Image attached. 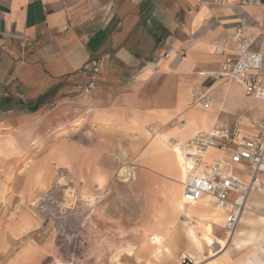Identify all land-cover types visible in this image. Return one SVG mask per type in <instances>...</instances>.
I'll return each mask as SVG.
<instances>
[{"label": "crops", "instance_id": "crops-1", "mask_svg": "<svg viewBox=\"0 0 264 264\" xmlns=\"http://www.w3.org/2000/svg\"><path fill=\"white\" fill-rule=\"evenodd\" d=\"M240 25L264 52V0H0V140L32 145L38 131L70 130L47 155L48 173L69 176L94 160L87 147L121 139L139 146L143 186L154 193L148 178L162 191L169 175L158 157L150 160L157 167L140 161L146 140L134 129L157 131L162 144L159 133L187 140L235 114L263 120L255 115L259 96L215 77L223 56L214 47ZM194 87L208 94V106ZM261 175L256 192L264 194Z\"/></svg>", "mask_w": 264, "mask_h": 264}, {"label": "rangeland", "instance_id": "rangeland-1", "mask_svg": "<svg viewBox=\"0 0 264 264\" xmlns=\"http://www.w3.org/2000/svg\"><path fill=\"white\" fill-rule=\"evenodd\" d=\"M260 78L263 94L259 96L261 100L255 108V115L264 120L259 116L264 112V70ZM1 130L6 129L1 126ZM134 130L146 140L140 161L153 166L156 162L153 160L158 157L163 171L169 175L171 182L165 189L162 187V191L148 178L145 181L153 184L155 193L143 186L144 176L135 172L139 146L121 145V139L117 144L113 140L107 145L102 142L87 147L88 157L94 160L87 161L82 169L76 168L69 176L62 168H57L54 175L48 173V166L51 167L47 155H52L56 147V144L51 145L53 142L70 139V130L38 131L37 141L32 145L14 147L11 136L0 140V264H59V261L64 264H179L182 254L195 255L196 251L184 233V217L171 205L170 195L176 180L174 172L167 169L170 146L160 140L162 144H157V131L154 135L145 127ZM28 135L30 132H26L24 138ZM15 138L18 143L24 142L23 138ZM168 138L175 141L170 136ZM64 159L60 153V163L64 168H70ZM26 162L28 165L25 166ZM140 166L144 167L143 164ZM120 168L129 169V174L118 176ZM237 171L241 176L247 174L241 169ZM70 187L72 191L66 193ZM256 190L249 200L252 209L245 212L252 217L264 214V194ZM69 194L72 199L68 204ZM254 201H260L262 205L255 206ZM100 212L104 216L100 217ZM24 217L30 220L25 231L22 230ZM242 224L239 222L236 229L243 227ZM153 233L165 235L168 243V249H163L157 259L151 256L154 244L150 237ZM214 233L226 238L227 246L222 249L218 244L209 246L203 242L201 252L195 255L200 264H205L206 260L211 264H237L247 257H250L249 263H257L258 258L264 263V254L254 258L250 246L236 248L222 222L215 226ZM125 243L132 244L134 250L129 256L121 253L116 261L112 258L113 246Z\"/></svg>", "mask_w": 264, "mask_h": 264}, {"label": "built area", "instance_id": "built-area-1", "mask_svg": "<svg viewBox=\"0 0 264 264\" xmlns=\"http://www.w3.org/2000/svg\"><path fill=\"white\" fill-rule=\"evenodd\" d=\"M253 41L244 25L218 41L214 52L222 55L223 61L215 77L234 79L243 87L245 96L261 97L264 52L256 50ZM193 92L208 106V94L200 93L197 87ZM178 148L184 170L181 185L185 204L209 199L223 212L224 228L234 230L246 210L255 182L264 173V120L235 114L229 123L197 132L180 142ZM238 169L246 171V176L239 175ZM192 262L187 254H182L179 260V264Z\"/></svg>", "mask_w": 264, "mask_h": 264}, {"label": "bare ground", "instance_id": "bare-ground-1", "mask_svg": "<svg viewBox=\"0 0 264 264\" xmlns=\"http://www.w3.org/2000/svg\"><path fill=\"white\" fill-rule=\"evenodd\" d=\"M99 118L101 119V117H99ZM79 121H80V119L76 118L75 120L72 121V123L78 124ZM106 122H108V121H106ZM184 123H186V122H184ZM61 126H62V124L59 125V127H61ZM159 136L165 142H167L169 144L170 152L172 154L171 159H172V165L174 168V177H175L176 182L174 183V189L172 190V193L170 195L171 205L176 212H179V214H181L184 217V221L182 222L183 226H184L183 228L185 230L184 233L186 234V237L189 239L191 248L196 251L195 255H197L198 252H201L202 247H203V242L207 243V241L204 239V237L209 235V233H208L209 225L212 226V233H211L210 238H212L214 241L213 245L218 244V246L220 248H222V249L226 248V246H227L226 238L218 236L214 233L215 226L217 224H219L220 222H222V224H223V220H224L223 212L218 207H216L213 203H211L210 200L207 198L199 199V200L194 201L190 204H185V200L182 197L181 181L183 179L184 170L182 167L181 152L180 151H179V153L176 152V149L178 148V144L181 141H171L166 136V134H164V133H159ZM37 138L38 137H35L34 139H32L31 144L36 143ZM183 141H185V140H183ZM158 155H160V154H158ZM26 165H28V162H26L25 166ZM117 173H118V176L126 177L129 174V169L120 168L119 170H117ZM59 181H62V179L60 178ZM255 183L256 184L252 188L250 195L248 197L246 210L241 215V218L239 221L240 223H243L242 224L243 227H241L239 229L235 228L232 231H229V230L224 228L226 233L228 235H231L232 240L235 241L236 248L241 249L243 247L250 246L252 248L251 252L253 253L254 258H256L259 255H262V253L264 254V214L252 217V216L246 215V213H245L247 211H251L250 209H252V207L250 208L249 200H250L251 193L254 190L258 189V187L260 186V177L258 178V180ZM70 190L72 191L71 187L69 190L66 191V193L71 192ZM154 190H155V187H154ZM65 196H67V195H65ZM68 196L70 198L67 199V203H68V201H70L72 199L71 194H69ZM83 196L87 197L86 193H83ZM89 196H91V195H89ZM34 203H32V204H34ZM253 205L256 206L259 204H258V202L254 201ZM99 216L100 217L104 216V214H102L100 212ZM29 224H30V220L28 219V217L22 218V225H23L22 230L23 231H25L27 229ZM174 227H175V225L173 224L172 229ZM241 236H243V238H241ZM150 239H151L152 243L154 244L152 251H151V253H152L151 256H153L154 258L157 259V258H159V255H160V253H162L163 249H165V248L168 249L167 238L165 235H162L160 233H153L151 235ZM155 240H159V243H155L154 242ZM221 241H222V243H220ZM209 246H212V245H209ZM113 247H114V253H113L112 258L116 259V261L119 260V256L121 255V253H127V255L129 256V253L132 254V252L134 250L133 245L130 243H125L123 245H120V244L114 245ZM184 254H187V253H184ZM187 255L189 257H191L193 264H200L201 263L200 260L198 259L199 258L198 256H195L193 254H191V255L187 254ZM249 259H250V257H247V260H240L239 262H237V264H253V263L248 262ZM256 261H257V263H254V264H264L260 261L259 258H258V260L256 259ZM59 264H64V263L59 261Z\"/></svg>", "mask_w": 264, "mask_h": 264}, {"label": "snow or ice", "instance_id": "snow-or-ice-1", "mask_svg": "<svg viewBox=\"0 0 264 264\" xmlns=\"http://www.w3.org/2000/svg\"><path fill=\"white\" fill-rule=\"evenodd\" d=\"M165 139H166V138H165ZM179 151H180V149L177 148V149H176V152L179 153ZM100 182L103 183L102 180H101ZM196 195H199V193L197 192ZM186 199H189V200H190L191 197H190V196H186ZM208 233H209V235H208V236H205L204 239L207 241V244H208V245H213L214 241H213L212 238H210L211 233H212V226H211V225H209V227H208ZM154 242H155V243H159V240H155ZM220 243H222V241H221ZM129 255H131V253H129ZM205 264H211V261H207V260H206Z\"/></svg>", "mask_w": 264, "mask_h": 264}]
</instances>
